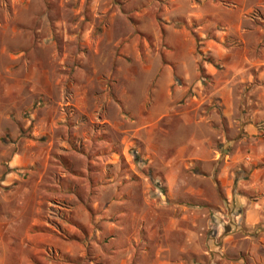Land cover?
Segmentation results:
<instances>
[{
	"label": "rangeland",
	"instance_id": "rangeland-1",
	"mask_svg": "<svg viewBox=\"0 0 264 264\" xmlns=\"http://www.w3.org/2000/svg\"><path fill=\"white\" fill-rule=\"evenodd\" d=\"M218 45L258 58L264 0H0V264L177 262L189 227L208 264H264V222L237 253L162 185Z\"/></svg>",
	"mask_w": 264,
	"mask_h": 264
},
{
	"label": "crops",
	"instance_id": "crops-1",
	"mask_svg": "<svg viewBox=\"0 0 264 264\" xmlns=\"http://www.w3.org/2000/svg\"><path fill=\"white\" fill-rule=\"evenodd\" d=\"M241 50L211 47L210 54L221 60L225 68L209 69V108L200 110L197 104L192 110L191 102L182 106L184 124L186 128H195V132L171 149L164 162L162 184L169 190V203L194 207L205 215L207 224L211 219L217 221L214 235L227 239L237 253L242 250L237 237L241 231L235 222L242 221L245 227L264 222V50L256 59ZM183 77L188 84L194 77L186 66ZM206 99L199 93V102ZM167 107L162 116H169L174 109L172 103ZM196 128L205 131L199 133ZM19 161L15 158L13 163ZM179 189L184 191L185 198L174 200ZM184 217L192 224V218ZM202 230L183 229L185 241L177 246V262L169 259L160 263L208 264L204 255H209L210 247L196 241L206 236ZM228 244L225 243V249ZM257 245L248 251L259 254L261 249ZM241 263L243 259L239 258L227 264Z\"/></svg>",
	"mask_w": 264,
	"mask_h": 264
}]
</instances>
